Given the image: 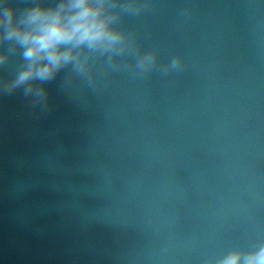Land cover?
Here are the masks:
<instances>
[{
	"label": "water",
	"instance_id": "water-1",
	"mask_svg": "<svg viewBox=\"0 0 264 264\" xmlns=\"http://www.w3.org/2000/svg\"><path fill=\"white\" fill-rule=\"evenodd\" d=\"M123 26L158 52L148 75L62 90V72L43 115L0 96V264H206L264 243V0H149Z\"/></svg>",
	"mask_w": 264,
	"mask_h": 264
},
{
	"label": "clouds",
	"instance_id": "clouds-1",
	"mask_svg": "<svg viewBox=\"0 0 264 264\" xmlns=\"http://www.w3.org/2000/svg\"><path fill=\"white\" fill-rule=\"evenodd\" d=\"M148 6L149 0H26L18 8L0 0V69L17 53L22 61L10 77L0 74V96L19 91L43 115L52 108L48 84L62 72V90L77 81L100 89L118 71L148 75L158 67V52L142 51L138 33L123 26L125 15L138 16ZM183 68L179 55L159 65L163 75ZM206 264H264V243Z\"/></svg>",
	"mask_w": 264,
	"mask_h": 264
}]
</instances>
